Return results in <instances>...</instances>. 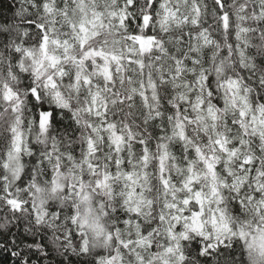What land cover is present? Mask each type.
<instances>
[{"label": "snow or ice", "instance_id": "1", "mask_svg": "<svg viewBox=\"0 0 264 264\" xmlns=\"http://www.w3.org/2000/svg\"><path fill=\"white\" fill-rule=\"evenodd\" d=\"M41 3L47 14L59 13L62 18L60 27L64 38L61 39L60 35L55 34L57 24L55 19L49 20L48 23H36L32 17H28L29 23L26 28L34 31L35 40L32 39V33L20 25L12 27L0 24V36H10L12 32L17 33L15 42L10 38L7 40L9 47L5 48L3 53V58L7 59V67L10 69L8 76L17 80V84L16 86L8 83L3 85V99L10 107L0 111L13 114L18 112L22 105L18 88L22 87L27 92V98L33 104V111L37 107V101L44 96V92L36 87L35 83H22L19 80V77L28 71V67L24 63V60L27 59L30 62V76L34 78V81L43 80L45 90H52L50 99L56 107H68L67 100L59 90L57 83V78L63 80L67 77V82L71 87L78 90L80 87L86 86L89 89L87 112L94 113L97 118L105 117L109 111V100L105 96L107 89L101 90L97 86L95 92L91 91L93 80L89 70L95 68L94 75L101 77L104 84L109 87L114 82L113 65L116 66L117 71H121L125 56L123 49H121V54L107 49L109 43L113 46L120 43L113 35L114 29L121 28L128 31L132 27L131 9L136 7V0H126L125 6L119 9L111 3V0H105L103 8L96 4V0H67L66 3H63L62 8L44 2V0H41ZM226 3L227 0H216V10L219 12ZM151 7L154 9L156 4H152ZM160 7L165 8V5L161 4ZM195 11L198 13L199 8L197 7ZM259 12L264 16V6ZM21 14L17 13V15ZM175 17L174 10L165 8V15L161 20L162 26L166 25L170 18L175 19ZM221 18L230 35L229 15L223 13ZM151 20L150 15L144 14L142 18L136 20L141 25L140 28L132 29V34L124 37L125 40L132 41L141 54L152 51L154 47L162 43L155 36L149 34ZM240 31L246 32L248 29L242 28ZM21 36L24 39H21ZM107 36H112L111 41ZM239 38V33H237V39L239 40ZM95 41L101 42L97 45L94 43ZM32 44L36 45L35 49L31 46ZM226 47L230 53L234 47L239 49L240 45L229 43ZM245 47H247L246 41ZM135 50V48L127 50V63L130 65L136 63L143 68L142 62L133 59ZM241 55L243 56L244 53L241 52ZM190 63L197 64L199 61L193 58ZM260 63L264 65V60H261ZM61 65L64 66L61 67ZM182 70L181 61L177 59L174 79L178 78ZM221 70L218 66L217 71ZM28 79V76H23L24 81H28ZM197 79L211 84V78L203 71ZM131 80L132 78L129 76L128 82L131 83ZM120 83H124L123 76H121ZM140 87H144L143 83ZM152 87L155 88V84ZM221 87L227 90L223 104L218 108L216 105L220 104L219 101L215 104L208 103L206 116H197L195 120L182 115L184 111L182 105H173L171 108L165 105L168 112H175V116L169 115L166 119L175 121L170 131L172 139L183 144L182 148L180 144H177L176 147L180 149L181 159L185 165L181 169L183 180L179 186H176L170 183L172 178L166 174V169L161 164L159 183L164 189L163 208L170 210L167 216L164 212H160L157 221L146 223L141 219V217L153 215L151 211L153 202L145 196V192L151 191V188L145 187L149 184L146 172L135 171L134 165L133 171L127 170L129 165H132L131 160H125L119 156L109 157L110 163L105 165L104 170L99 169V161L93 159L100 154L96 144L97 138L106 139L117 154L121 152L122 145L126 143L125 137L117 131L116 124L107 120H104L100 127L94 126L91 122H85V126L90 129V134L85 138L86 150L79 162L74 158L75 149L65 154V158L71 162L72 170L69 173L71 176L75 178V169L84 167L89 169L87 175L75 178L70 183L64 175V170L60 168L61 156L56 155L55 168L45 172L46 179L38 183L34 169H27L26 172L24 165L20 162L22 153L28 152L29 155L31 153L24 144L21 132L17 130L20 117L16 115L14 122L8 125V130L13 135L7 145V159L3 164V169L9 171L17 182L16 193L23 190V197L12 191L8 177L5 176L4 183L0 184V192H3L0 201L13 214V219L19 220L21 215H30L35 224L39 225L45 221L49 211L58 224L64 218V207L61 206L62 198H75L74 203L66 206L71 223L78 225L80 231L72 233L71 236L73 239L76 235L81 237L76 248L79 249L81 256L91 255L93 257L91 264H123V256L120 255L122 250L134 253L137 264H146L145 257L140 254L141 250H151L147 264H172V258L175 259L176 264H228L232 256L226 258L220 256L219 253L234 247L232 243L234 237L237 238V243L244 241L248 252V264H264V161H260L262 166L257 167V151L252 147L251 141L245 139L251 133L260 145L259 151L264 152V103L257 105L253 102L249 106L247 98L243 96L239 97L240 103H238L237 94L240 85L235 80L225 79ZM131 92L133 95L138 94L147 106L148 97L144 92L138 93L135 86L132 87ZM118 95L113 90L111 101L113 105L123 104L124 99L129 101L133 99V95H128L117 100L115 97ZM208 95L210 97L212 92L209 91ZM180 98L182 101L185 99L183 95ZM153 99L159 103L163 97L154 94ZM197 100H199V104L195 105V110L204 111V100L202 97H197ZM260 100L264 101V96H261ZM241 104L247 106L250 111L255 109L250 120L245 119L246 111L244 107H241ZM39 106L41 111L36 114L35 121L41 132H47L49 125L56 122L57 113L55 109L49 111L43 105ZM229 107L239 109L240 120H228L225 117L224 125L225 127L228 125L238 127L240 138L233 141L228 134L217 133L215 138H205L207 143L204 147L196 143L192 133L188 131L189 126H193V130L197 132L201 130L202 126L203 131H206L205 121L211 120L215 123L220 119L221 109L226 113ZM73 115L76 114L73 113ZM161 115L160 112L156 113L157 117ZM77 123H79L78 120ZM163 131L164 128L161 127L153 134ZM97 133H100L98 137ZM104 133H108V135L105 137ZM159 140L164 141L165 136L159 135ZM208 143L211 144V147L207 146ZM149 144L150 142L144 139H139L137 144L138 147H142L141 160L145 168L149 166L151 155ZM188 145H192V147L189 148ZM156 147L161 150V161L167 160L169 158L168 145L159 143ZM50 157L51 153H48L47 156L41 154L42 160ZM32 164L34 166L37 164L35 158L32 159ZM27 173H31V175H29L28 183L25 184L24 175ZM88 176L94 178V187H88L85 184ZM225 177L228 179L226 180ZM249 187H251L250 192L248 191ZM97 193L100 195H96ZM177 193H184L182 199L178 200ZM229 194L233 198L225 200V196ZM26 197H30V199H26ZM97 201H99L100 213H97L94 207ZM211 205H215V207H211ZM229 206L239 215H233ZM81 207L84 208L83 214L80 212ZM206 211L209 213L207 219H205ZM249 212L254 217L252 220L248 218ZM101 216L109 221H115V223L110 228H105ZM8 219L7 216L3 217V220ZM181 223H183V230L179 227ZM158 225H165L163 231L166 240L159 245L161 251H157L158 245L154 242V238L160 234ZM208 225H211V233L206 230ZM4 229H7L6 224ZM122 230L127 231L122 234ZM89 232L95 236L94 243L89 241ZM124 235H127L128 239H124ZM191 235H195L206 243L203 245L193 243L189 248L188 241ZM0 238L7 241L4 230H0ZM99 242H103L104 247L112 244L118 245L115 254L110 253L105 256L103 251H96V245ZM30 245L39 252L41 246L36 243L35 239L31 240ZM29 250L31 251V248ZM16 254V251L12 252L13 256ZM25 264H30V260Z\"/></svg>", "mask_w": 264, "mask_h": 264}, {"label": "clouds", "instance_id": "2", "mask_svg": "<svg viewBox=\"0 0 264 264\" xmlns=\"http://www.w3.org/2000/svg\"><path fill=\"white\" fill-rule=\"evenodd\" d=\"M54 4L58 7H63V3L67 0H44ZM105 0H96V4L103 8ZM112 4H115L117 8H122L126 4V0H111ZM152 4H156L153 9ZM164 4L165 8L174 10L176 13L175 19H169L166 25L161 24V20L165 15V8H161L160 5ZM264 6V0H227L224 7L218 12L216 10V0H136V7L131 9V17L133 19V25L128 31L121 28L113 30V35L120 41L119 44L113 46L109 43L107 50H114L117 54H121L123 49V55L125 60L122 62V70L117 71L115 65H113L114 82L111 86L104 84L101 77L94 75L96 69H90L92 74L93 85L92 92L97 90V86L101 90L105 91V96L109 100V111L105 117L97 118L94 113L89 114L86 110L87 103L89 101V89L80 87L78 90L71 87L67 82V77L61 80L57 78L59 90L62 91L64 97L67 100V108H58L55 103L50 99L51 89L45 90L43 88V80L34 81V78L30 76L31 68L29 61L24 60L25 66L28 67V71L23 73L19 80L22 83L33 82L35 86L40 88L44 92V96L37 101V107L33 111V104L27 98V92L24 88H18L22 105L16 114L0 111V184L4 183V177H8L9 184L12 186V191L23 197V190L16 193L17 182L13 179L10 172L3 169V164L7 159L6 150L10 141L11 133L8 130V125L14 122L16 115L20 117V121L17 124V130L21 132L24 140V144L27 146L28 152L21 154L20 162L27 169H34L38 177V183L43 182L46 177L45 172L51 171L55 168L57 161L56 155L61 156L59 162L60 168L64 170V175L71 183L75 178H79L82 175H87L89 169L84 167L82 169H75L76 177L74 178L69 173L71 169V162L65 158V154L75 149V160L79 162L86 150L85 138L90 134V129L85 126V122H91L94 126L100 127L104 120L110 123H115L117 131H119L124 137L126 143L122 145L121 152L117 154L114 147L105 139H96L99 155L93 159L99 161V169L102 171L106 164L110 163L109 157L119 156L125 160H131L132 165H129L128 171H133V165L135 171L146 172L149 177V184L145 185L146 188L150 187L151 191H146L145 196L150 199L152 203L151 211L153 215L141 217L146 223L158 220L160 212H164L167 216L169 209L163 208L165 203L164 189L159 183L160 167L161 164L166 169V174L172 179L170 183L176 186L180 185L183 180V174L181 169L185 167L183 160L181 159L180 149L176 147L180 144L181 148L183 144L178 140L172 139L171 127L175 123L174 120L168 121L167 116H175V112H168L165 108L167 105L171 108L173 105H182L184 111L183 116H188L195 120L197 116H206V108L208 103H214L219 101L216 107L224 102L226 94V88L221 87L225 79H232L239 83L240 88L237 94V102L240 103L239 97L243 96L247 98L248 105L264 103L260 100L261 96H264V65H261L260 61L264 60V16L260 15L259 10ZM199 8V12L195 11ZM142 10V11H141ZM22 13L17 15V13ZM227 13L230 17V30L225 29L222 20V14ZM144 14L152 17L149 33L155 36L158 41L162 42L159 46L154 47L152 51L141 54L138 48L130 40H125L124 37L132 34V29H139L140 24L136 22L138 18H142ZM28 17H32L36 23L44 22L48 23L49 20L55 19L57 24L55 26L56 33L63 39V31L60 27L62 18L59 13L55 15H49L45 12L41 0H8V6L3 13H0V24H7L15 27L20 25L25 30L32 33V39L35 40V33L32 29L26 28L29 23ZM108 19L106 15V20ZM242 28H247L248 31H240ZM237 33H239V40L237 39ZM17 37L16 32H12L9 35L0 36V110L10 107L3 99V85L8 83L9 85L16 86L17 80L8 76L10 69L7 67L8 61L3 58L5 48L9 47L7 40L10 38L15 42ZM24 39V37H20ZM111 41L112 36H107ZM103 37L101 38V40ZM245 41L247 47H245ZM101 41H95V44H99ZM231 43L233 45L239 44L240 48H233L229 53L227 45ZM34 49L35 44L31 45ZM135 48L133 59L143 63V68L138 64H128L127 56L128 49ZM195 52V56H194ZM241 52L244 55H241ZM195 58L199 61L197 64H191L190 61ZM181 61L182 72L178 78L176 76V60ZM99 62V61H98ZM64 65H61L63 67ZM222 70L217 71V67ZM15 67V66H13ZM70 67V66H69ZM18 71V70H17ZM201 71L211 78V84H207L202 79L198 81V77L201 76ZM23 76H28V81L23 80ZM121 76L124 78V83H120ZM131 76V83L128 82V77ZM143 83L144 87L140 85ZM155 84V88L152 85ZM137 88V92H144L148 97V104L145 105L144 100L138 95H133L131 92L132 87ZM113 90L119 95L115 98L117 100L133 95L131 101L124 99V103H117L113 105L111 103L113 99ZM211 91L212 95L209 97L208 92ZM163 97V100L157 102L153 99V95ZM181 95L185 98L181 100ZM197 97H202L204 100V111L195 110V105L199 104ZM47 108L49 111L55 109L57 113L56 122L49 125L47 132H41L38 123L35 121V116L41 111V107ZM241 107L245 108L246 120H250L253 115V110H248V107L241 104ZM160 112V117L156 116V113ZM73 113L76 115L74 116ZM220 119L215 123L211 120H206L207 130H201L199 132L193 130V126H189L188 131L192 133L195 142L200 144L201 147L206 145V137L215 138L217 133L228 134L230 139L235 141L240 138V130L234 125H228L225 127V117L228 120L239 121V109L229 107L225 113L223 109L220 111ZM77 120L79 123H77ZM163 127L162 133L153 134L157 129ZM130 130V131H129ZM100 133H97L98 137ZM105 137L108 133H104ZM159 135H164L165 140L160 141ZM132 137V139H129ZM139 139L149 141L150 144V160L149 166L144 167L142 156V147H138ZM246 140L251 141L252 147L256 149L257 155V167L262 165L260 161H264V152H260V145L253 138L251 133ZM258 139V138H257ZM159 143H165L168 145L167 152L169 158L165 161H161V150L156 147ZM36 147L33 148L32 146ZM55 145V147H53ZM211 147V144H207ZM189 148L192 145H188ZM247 151V149H245ZM47 156L51 153L50 158L42 160L41 154ZM185 155H187L185 153ZM219 155V153H217ZM175 157V159H172ZM35 158L37 164H32V159ZM235 165V162H233ZM199 167V165H198ZM235 170V167H234ZM29 175H24L25 184L29 181ZM255 175V174H253ZM227 180L228 178L225 177ZM88 187H94V178L88 176L85 181ZM248 191H251L249 187ZM96 195H100L97 193ZM184 193H177L178 200L182 199ZM3 196V192H0V197ZM233 198L229 194L225 196V200ZM30 199V197H26ZM61 206L64 207V218L57 224L53 219L51 212L46 217L45 221L41 224H35V221L30 218V215H21L19 220L12 218V213L9 212L2 201H0V230L5 231V235L11 234L9 238L12 239L18 250L16 251V257L19 259L20 264H25L30 260L33 255H36V259L31 260V264H91L92 256H81L79 249L76 245L79 243L81 237L76 235L73 239L71 234L78 233L80 231L78 225H73L68 216L67 204L74 203L75 198L69 199L67 197L62 198ZM182 206V205H181ZM47 207V205H45ZM97 213H100L99 201L94 206ZM215 207V205H211ZM230 207L233 215H239L235 213L234 209ZM147 211V209H145ZM59 211V209H57ZM75 211V209H74ZM80 212L84 213V208H80ZM209 213L205 212V219H207ZM9 217L8 220H3V217ZM249 220L254 217L251 212L248 213ZM101 219L105 225V228H110L115 221H109L101 216ZM7 225V229H4V225ZM160 227V234L154 238V242L157 243V251H161L160 244H163L166 240L164 235L165 225H158ZM183 230V223L179 226ZM15 228L16 231H12ZM254 228V225H253ZM209 233L212 232L211 225L206 229ZM127 230H122L125 232ZM17 232H22L23 236H17ZM24 237H28L31 240L35 239L39 244L40 250L30 243H25ZM90 243L95 242V236L92 232L88 233ZM124 239H128L127 235L123 236ZM19 240V243H17ZM237 238L234 237L232 243L234 247L228 249L226 252L219 253L220 256L226 258L232 256L229 259L228 264H248V252L244 241L236 242ZM43 242V243H41ZM7 243V241H5ZM193 243H200L203 245L206 243L203 240L198 239L195 235H191L188 241V246L191 248ZM12 246H9L10 250ZM3 247V245H0ZM118 245L112 244L108 247H104L103 242H99L96 245V251H103L105 256L110 253L115 254ZM31 248V251L29 250ZM74 249H76L74 251ZM151 250H141L140 254L145 257V262L150 258ZM23 253V255L21 254ZM35 253V254H34ZM194 253V249H193ZM234 254V256H233ZM120 255L123 256V264H137L135 254L127 250H122ZM172 264H176L175 259L172 258Z\"/></svg>", "mask_w": 264, "mask_h": 264}, {"label": "trees", "instance_id": "3", "mask_svg": "<svg viewBox=\"0 0 264 264\" xmlns=\"http://www.w3.org/2000/svg\"><path fill=\"white\" fill-rule=\"evenodd\" d=\"M8 6V0H0V13H3ZM2 215V213H0ZM12 231H16L15 228L12 229ZM10 233L7 236V243H5V240L3 238H0V245H3V247H0V264H20L19 259L16 256L12 255L13 251H17L18 249L15 246H12V239L10 237ZM17 236H23L22 232H17ZM25 243H30L31 239L28 237H24ZM17 243H19V240H17ZM9 246H12L10 250ZM23 255V253H21ZM36 259V255H33L30 259V264L31 260Z\"/></svg>", "mask_w": 264, "mask_h": 264}]
</instances>
